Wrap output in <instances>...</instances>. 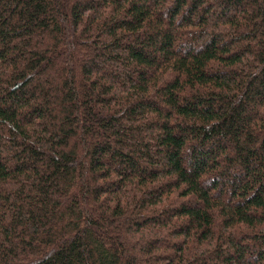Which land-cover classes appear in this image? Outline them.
Segmentation results:
<instances>
[{
    "label": "trees",
    "instance_id": "trees-1",
    "mask_svg": "<svg viewBox=\"0 0 264 264\" xmlns=\"http://www.w3.org/2000/svg\"><path fill=\"white\" fill-rule=\"evenodd\" d=\"M0 264H264V0H0Z\"/></svg>",
    "mask_w": 264,
    "mask_h": 264
}]
</instances>
